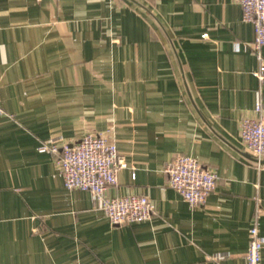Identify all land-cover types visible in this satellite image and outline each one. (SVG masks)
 Masks as SVG:
<instances>
[{
  "label": "crops",
  "instance_id": "1",
  "mask_svg": "<svg viewBox=\"0 0 264 264\" xmlns=\"http://www.w3.org/2000/svg\"><path fill=\"white\" fill-rule=\"evenodd\" d=\"M253 38L237 0H0V264H246L253 225L264 264V164L239 137L257 91L264 117ZM86 133L127 163L106 196L150 219L114 226L64 187L40 147ZM177 154L216 174L203 205L169 187Z\"/></svg>",
  "mask_w": 264,
  "mask_h": 264
},
{
  "label": "built area",
  "instance_id": "2",
  "mask_svg": "<svg viewBox=\"0 0 264 264\" xmlns=\"http://www.w3.org/2000/svg\"><path fill=\"white\" fill-rule=\"evenodd\" d=\"M242 20L253 26L254 38L248 47L260 60L257 77L264 80V59L260 49L264 47V0H237ZM256 117H244L240 122L239 137L244 147L258 159L264 158V117L260 115V93L256 92ZM6 114L0 105V115ZM41 150L59 155L63 185L68 190L88 191L96 198V207L114 226L145 221L152 217L154 209L144 195L106 196L108 187L116 185L118 172L127 167L116 144L106 134L86 133L78 141L61 147L43 144ZM168 185L190 206L203 205L215 189L217 176L196 158L183 154L174 156L165 166ZM262 241L255 225L248 230L246 264H261Z\"/></svg>",
  "mask_w": 264,
  "mask_h": 264
},
{
  "label": "water",
  "instance_id": "3",
  "mask_svg": "<svg viewBox=\"0 0 264 264\" xmlns=\"http://www.w3.org/2000/svg\"><path fill=\"white\" fill-rule=\"evenodd\" d=\"M250 158L253 159L254 162L259 163L260 165L264 164V159H258L256 156H254L253 154H250Z\"/></svg>",
  "mask_w": 264,
  "mask_h": 264
}]
</instances>
